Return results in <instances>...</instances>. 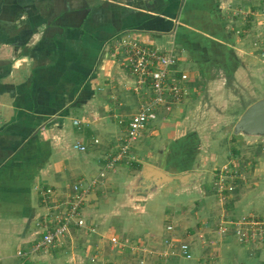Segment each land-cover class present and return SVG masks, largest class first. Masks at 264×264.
Listing matches in <instances>:
<instances>
[{"label": "crops", "instance_id": "obj_1", "mask_svg": "<svg viewBox=\"0 0 264 264\" xmlns=\"http://www.w3.org/2000/svg\"><path fill=\"white\" fill-rule=\"evenodd\" d=\"M258 5L259 0H0V264L30 262L44 218L53 213L50 206L70 200L73 184L89 186L85 226L98 228L107 217L99 208L119 199L133 206V214L139 210L134 215L145 222L141 232L127 228L117 234L120 245L125 248L123 238L129 241L133 253L154 258L174 251L176 257L166 264L252 261L242 259L243 248L231 231L216 230L223 213L219 206L209 201L204 215L182 208L211 197L205 194L211 184H203L210 167L237 157L243 144L234 132L203 131L220 123L212 119L218 114L201 115L214 88L248 77L264 89V58L254 45L264 44ZM124 35L174 53L178 73L189 76V95L169 109L159 108L129 157L107 168L115 142L139 106L135 77L114 50ZM145 166L176 179L154 185L155 176L144 173ZM47 188L54 194L43 202ZM149 203L152 212L146 211ZM155 205L166 210L154 212ZM207 222L214 229L205 227ZM79 231L71 226L67 235ZM97 236L92 238L109 237ZM182 242L191 246V259L181 256L177 244ZM263 245L249 252L264 257Z\"/></svg>", "mask_w": 264, "mask_h": 264}, {"label": "rangeland", "instance_id": "obj_2", "mask_svg": "<svg viewBox=\"0 0 264 264\" xmlns=\"http://www.w3.org/2000/svg\"><path fill=\"white\" fill-rule=\"evenodd\" d=\"M258 7L259 6H257V8ZM245 32L247 33V31ZM251 64H254V62ZM238 79L240 82H229L228 86H225L224 89L222 88L223 86L215 87L213 96L210 98L211 100L209 102L207 101L206 110H202L201 115L203 114L210 118L218 114L216 117L212 118H217V120H219L220 123H218V126L213 130L210 128V125L203 130L207 131L209 135H211V133L216 134L222 132L226 134L229 132L230 136L231 133L234 132L236 115H238L239 112H243L255 99L264 95V89L261 88L260 84L255 85V83L258 82L250 83L248 77ZM254 86H257V89H254ZM188 112L195 114L196 110L189 109ZM208 112L209 114H207ZM188 115H190V113ZM195 119H197V116ZM235 136H239V138H241L240 140L243 142V144L239 145L237 148V157H232L231 159L228 157L229 159L226 158L224 163H221V160L218 161L221 165L219 164V166H216L215 164V169H211L210 167L208 177H206L205 183H203L211 184L210 191L205 189V194L211 197H207L201 205H197L199 204V202H197L196 205L187 206L186 202L182 208L184 212L188 214L196 212H200L202 215L208 214L210 212V205L208 202L210 201L213 202L212 204H214L215 207L219 206L222 210L223 213H221L220 219L235 220L242 216H254L260 219L264 218V135L248 136L236 134ZM215 162L216 160L214 157L210 158L211 164ZM224 165H227V168L232 171H228L227 173L221 171V167ZM217 182L224 184L226 188L232 186L233 189L231 191L224 189L222 192H217L214 185ZM106 202L108 204L109 200H106ZM147 206L146 211L152 212V209H149L150 203L147 204ZM173 206H175V204ZM132 208L133 206L129 204L121 203L120 199L117 204L114 203L111 207L109 205L106 207L102 205L99 209H102L101 212L107 217L99 222L100 225L98 228L95 229V225H91L87 222V226L84 225L79 227V232H73L74 234L71 232L74 236L70 233L69 235L71 236H68V233L63 235L61 238L62 240L49 251L29 252L30 262H28V264H136L138 262V264H143L142 262L145 261V259H150L149 261L151 263L158 262L160 264H166V261L171 260L172 257H176L174 251H172V254L169 256L165 255L164 252H158L156 253L157 257L154 258L153 253L149 252L144 253L141 251L138 252V254H136V252L133 253V250L130 248L131 245L128 243L129 241L126 242L123 237L125 248L120 245V238L117 237V234L121 231H126L127 228H131L132 231L136 233L141 232L143 223H145L134 215L135 213H139V210L133 214L131 212ZM161 209L164 211L166 207L155 205L153 210L154 212H161ZM173 209L176 212H182V209H177L175 207H173ZM211 212L216 213V211ZM123 217L128 218V220L123 222L120 221ZM205 225H207V223H205ZM209 228L214 229L213 223L211 224L210 222ZM91 232L94 233L90 235ZM98 232L106 234V236L109 235V237L105 238V240L97 241L98 239L95 240L92 236H97ZM112 237H116L117 241H111L110 238ZM236 241L240 247L243 248L242 259L245 257H247V259L252 258V261L247 264H257L263 261L264 257L252 255L249 252L254 250L256 246H259V243H243L239 242L237 239ZM138 255L140 259L139 261L138 259L135 261L134 259L137 258ZM188 262L190 261L184 260L183 264Z\"/></svg>", "mask_w": 264, "mask_h": 264}, {"label": "built area", "instance_id": "obj_3", "mask_svg": "<svg viewBox=\"0 0 264 264\" xmlns=\"http://www.w3.org/2000/svg\"><path fill=\"white\" fill-rule=\"evenodd\" d=\"M256 19L260 21L262 35L264 37V0H259ZM259 24V22H257ZM264 41V40H263ZM256 49L262 58H264V44L254 42ZM117 53L122 54L126 59V65L135 77L134 92L139 99L137 110L129 117L126 132L120 136L113 146V151L106 162L107 168H113L116 164L129 157L130 150L134 142L142 134L147 124L155 117L156 111L165 107L169 109L172 103H178L187 98L189 89L187 82L189 76L186 72L177 70L178 57L168 51H162L145 43H142L129 35L120 37L117 46L114 48ZM74 123H78L76 120ZM98 143L97 139L93 140ZM75 149L85 151L87 148L83 144H75ZM226 173L229 170L227 165L221 168ZM237 175V172H236ZM235 175V176H236ZM104 176L103 171L99 173V178ZM222 178V176L220 175ZM96 179L92 180V183ZM91 183V184H92ZM84 184H73V195L66 202L57 201V204L50 206L53 213L46 214L43 225L44 231L40 238L36 240L31 251L47 252L51 247L59 243L62 236L69 232L71 226L82 227L85 224L82 215L83 202L87 189ZM217 192L224 189L232 190V186L227 188L224 184L217 182L214 184ZM54 194L51 188L42 192L43 202H46ZM206 227L210 226L207 222ZM168 230L172 226L167 227ZM217 230L221 234L232 232L233 236L239 242L264 244V219L254 216H242L239 219H221L217 225ZM116 242L117 238H110ZM178 249L182 257L192 258L191 246L182 242L178 244ZM23 252H18L22 255Z\"/></svg>", "mask_w": 264, "mask_h": 264}, {"label": "water", "instance_id": "obj_4", "mask_svg": "<svg viewBox=\"0 0 264 264\" xmlns=\"http://www.w3.org/2000/svg\"><path fill=\"white\" fill-rule=\"evenodd\" d=\"M234 132L236 134H243L248 136L264 135V96L251 103L239 116L234 125ZM144 173L149 172L155 176L154 185H159L162 182H167L176 178H171L163 172L145 166ZM19 264H27L25 262Z\"/></svg>", "mask_w": 264, "mask_h": 264}]
</instances>
